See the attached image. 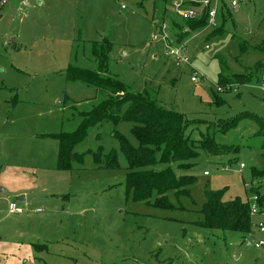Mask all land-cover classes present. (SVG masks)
Returning <instances> with one entry per match:
<instances>
[{
    "label": "rangeland",
    "instance_id": "1",
    "mask_svg": "<svg viewBox=\"0 0 264 264\" xmlns=\"http://www.w3.org/2000/svg\"><path fill=\"white\" fill-rule=\"evenodd\" d=\"M22 1L0 10V264H264V253L244 244L247 235L200 224L206 192L225 190L224 201L258 208L253 232L264 240V129L252 118L264 123V70L259 82L235 83L238 94L218 92L222 71L250 75L264 60L242 55L239 45L264 44V0H219L217 27L184 40L190 19L176 3L203 17L206 0H29L24 11ZM215 29L224 33L212 36ZM106 41L108 75L136 93L157 91L164 108L192 122L187 135L228 147L220 155L199 149L190 170L173 165L196 182L188 196L168 192L169 208L154 205L156 194L148 204L126 190L128 164L113 135L138 146L131 122L91 127L74 147L71 169H58L57 136L76 132L102 96L71 81L68 70L99 71L93 44ZM178 44H187L190 64L168 54ZM101 148L118 151V168L96 163ZM15 185L28 193L26 202L9 191ZM12 203L24 213H10Z\"/></svg>",
    "mask_w": 264,
    "mask_h": 264
},
{
    "label": "trees",
    "instance_id": "2",
    "mask_svg": "<svg viewBox=\"0 0 264 264\" xmlns=\"http://www.w3.org/2000/svg\"><path fill=\"white\" fill-rule=\"evenodd\" d=\"M167 1L164 0L165 3ZM187 25L188 31L184 32L181 40L208 27L206 13L203 14V17L188 20ZM217 30L213 32L212 36L224 33L223 30ZM239 45L242 55L253 52L264 55L262 47L264 44L250 45L242 41ZM93 49L100 70L94 72L72 66L69 68L67 76L71 81L80 80L96 87L102 96L76 132L57 136L60 141L58 169H71L73 160L77 158L74 154V147L86 138L91 127L104 121L112 122L115 126L120 122H131L134 124L131 132L138 141V146H134L118 131H115L113 135L118 140L120 151L125 155L128 164L126 190L134 192L135 200L146 201L148 204L156 194L157 199L154 205L159 208H169L168 192L175 191L180 196H188L191 193V187L196 182V177L193 175H178L173 165H176L179 171L190 170L193 167L190 161L199 156V149L212 155H220L223 151L228 150V147L218 145L211 136L203 138L204 140H195L187 135V128L192 122L187 121L183 114L164 108L159 102L157 91L146 89L143 93H136L112 75H108L107 58L111 50V42L106 41L105 44L96 42L93 44ZM262 70H264V60L249 67L250 75L242 73L225 77L222 71L220 84L222 86L235 83L246 85L251 84L255 78L259 82L258 74ZM242 118L243 116H240L235 119L222 131L236 127ZM252 118L260 125L261 129H264V123L261 120L257 117ZM103 151L104 149L101 148L100 154L95 155L96 163L100 167L118 168V151L112 149L108 155H105ZM101 155L106 163L104 166ZM161 164L166 165V168L159 170L157 167ZM224 193L225 190L206 192L207 201L201 210L204 215V220L200 222L201 226L248 235L253 231L254 226L251 204L241 198L224 201ZM259 206L264 210V200L260 201Z\"/></svg>",
    "mask_w": 264,
    "mask_h": 264
},
{
    "label": "built area",
    "instance_id": "3",
    "mask_svg": "<svg viewBox=\"0 0 264 264\" xmlns=\"http://www.w3.org/2000/svg\"><path fill=\"white\" fill-rule=\"evenodd\" d=\"M10 0H0V10L5 8L9 4ZM187 2H177L175 5L176 11L182 13L185 17H188L189 19H197L200 18L198 13L194 11V9H190L189 11H182V8L186 6ZM219 5V0H206L201 4V7L203 8L204 13H206L208 18V27L216 28L217 27V9ZM233 6H237L235 2L232 4ZM30 7L29 0H23L21 4V9L24 11L25 9H28ZM187 49V44H178L174 45L173 47L170 46L168 48V54L174 58L177 62L184 63V64H190V59L184 55V52ZM205 49H209V46L206 45ZM194 77L199 82L201 79L198 72L195 71ZM261 89L264 90V81L261 84ZM218 92H229L233 94L239 93V88L235 84H227L225 86L219 85L218 86ZM245 166L242 164L241 168H244ZM205 175L208 176V172H205ZM258 208L256 206H253L251 209L252 215L258 214ZM10 212L13 214H22L24 213L23 208L18 207L16 203H12L10 205ZM37 212H41L40 209L37 210ZM258 231L261 234H264V224L261 223L258 226ZM244 244L248 247H254L259 250H261L264 253V240L257 239L254 232L251 231L245 240L243 241Z\"/></svg>",
    "mask_w": 264,
    "mask_h": 264
},
{
    "label": "crops",
    "instance_id": "4",
    "mask_svg": "<svg viewBox=\"0 0 264 264\" xmlns=\"http://www.w3.org/2000/svg\"><path fill=\"white\" fill-rule=\"evenodd\" d=\"M11 190L13 191L12 194L14 196L24 197V200L21 201V202H26L27 201V199H28V193L25 190H23L22 187H17L15 185L14 187L12 186L11 188H9V191H11Z\"/></svg>",
    "mask_w": 264,
    "mask_h": 264
},
{
    "label": "water",
    "instance_id": "5",
    "mask_svg": "<svg viewBox=\"0 0 264 264\" xmlns=\"http://www.w3.org/2000/svg\"><path fill=\"white\" fill-rule=\"evenodd\" d=\"M17 200L18 201H23L24 200V197H18Z\"/></svg>",
    "mask_w": 264,
    "mask_h": 264
}]
</instances>
